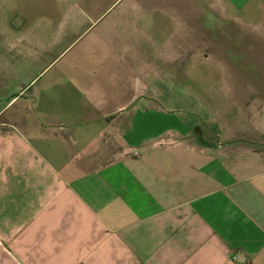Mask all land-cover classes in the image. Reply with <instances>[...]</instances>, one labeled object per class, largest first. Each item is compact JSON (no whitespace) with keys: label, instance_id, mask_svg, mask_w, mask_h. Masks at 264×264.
I'll return each mask as SVG.
<instances>
[{"label":"crops","instance_id":"1","mask_svg":"<svg viewBox=\"0 0 264 264\" xmlns=\"http://www.w3.org/2000/svg\"><path fill=\"white\" fill-rule=\"evenodd\" d=\"M118 1L0 22V264H264L263 118L214 99L180 116L156 93L157 59L217 37L185 10L202 32L254 27L241 16L263 0L148 18Z\"/></svg>","mask_w":264,"mask_h":264},{"label":"rangeland","instance_id":"2","mask_svg":"<svg viewBox=\"0 0 264 264\" xmlns=\"http://www.w3.org/2000/svg\"><path fill=\"white\" fill-rule=\"evenodd\" d=\"M80 1L82 0H0V22L7 20L18 27L21 20L26 17V12L29 11L31 14L33 6L35 7L38 2L46 6L55 5L54 12L60 18H64L67 6ZM118 2L141 4L144 10L141 13L148 18L149 14H152L148 10L149 4L163 3L164 0ZM256 7L243 12L241 16L242 21L245 19L252 22L254 27L240 24L223 25L213 29L209 27L208 32L206 29L202 32L195 24L193 25L196 19L195 12L192 10L183 12L184 19L189 23L190 34L213 33L217 37L211 43H189L188 51L174 52L177 56L171 61L165 58L156 60L158 74L162 75L157 77L156 93L158 99L166 103L167 109L175 110L180 116L184 113L182 111L187 110L192 113L189 118L199 119L205 114L203 111L204 114L199 112L196 106L201 101L210 99L233 101L248 104L250 114H259L264 120V0L262 5ZM196 47H199V50H195ZM170 85L173 87L172 92L161 90ZM253 107H259L261 112L257 113ZM221 117L222 120H227L228 113L223 112Z\"/></svg>","mask_w":264,"mask_h":264}]
</instances>
